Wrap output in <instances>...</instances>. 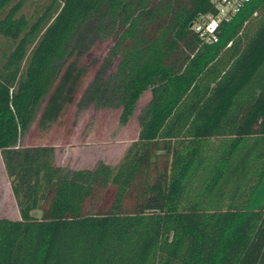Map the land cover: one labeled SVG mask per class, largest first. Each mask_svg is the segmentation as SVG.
<instances>
[{
  "label": "trees",
  "instance_id": "obj_1",
  "mask_svg": "<svg viewBox=\"0 0 264 264\" xmlns=\"http://www.w3.org/2000/svg\"><path fill=\"white\" fill-rule=\"evenodd\" d=\"M213 0H0V153L20 218L0 264H264V0L192 28ZM138 111L117 165L56 163L25 146L75 103ZM97 62V60L95 61ZM150 99L139 109L145 92ZM40 211L41 215H34Z\"/></svg>",
  "mask_w": 264,
  "mask_h": 264
},
{
  "label": "rangeland",
  "instance_id": "obj_2",
  "mask_svg": "<svg viewBox=\"0 0 264 264\" xmlns=\"http://www.w3.org/2000/svg\"><path fill=\"white\" fill-rule=\"evenodd\" d=\"M112 43L109 40L96 44L81 63L87 65L85 86L78 93L75 103L69 106L66 114L54 123L49 130L40 131L37 121L33 124L22 144L32 146L47 144L56 149V163L71 168H92L98 160L112 166L118 164L130 143L136 140L139 131L138 111L127 124L120 121L121 110L96 107L94 104L84 108L77 106L78 100L93 78L99 62L107 55ZM97 60V62H95ZM99 61V62H98ZM150 99L147 91L139 101V109ZM40 216V211H34ZM0 217L20 218L17 201L12 192L10 178L0 153Z\"/></svg>",
  "mask_w": 264,
  "mask_h": 264
},
{
  "label": "built area",
  "instance_id": "obj_3",
  "mask_svg": "<svg viewBox=\"0 0 264 264\" xmlns=\"http://www.w3.org/2000/svg\"><path fill=\"white\" fill-rule=\"evenodd\" d=\"M251 0H213L215 12L202 14L192 23L204 43H217L220 40L221 26L230 22Z\"/></svg>",
  "mask_w": 264,
  "mask_h": 264
}]
</instances>
